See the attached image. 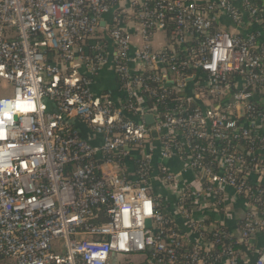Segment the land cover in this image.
Listing matches in <instances>:
<instances>
[{"label":"built area","instance_id":"built-area-1","mask_svg":"<svg viewBox=\"0 0 264 264\" xmlns=\"http://www.w3.org/2000/svg\"><path fill=\"white\" fill-rule=\"evenodd\" d=\"M258 12L253 0H0V83L12 87L0 97V264H264ZM106 67L120 98L95 91Z\"/></svg>","mask_w":264,"mask_h":264},{"label":"crops","instance_id":"crops-1","mask_svg":"<svg viewBox=\"0 0 264 264\" xmlns=\"http://www.w3.org/2000/svg\"><path fill=\"white\" fill-rule=\"evenodd\" d=\"M110 20H111V14L110 13L104 16L105 23L110 22ZM134 27H135V29H137L138 25L137 26L135 25ZM257 28H254V29L259 31L260 41L264 44V29L261 27H257ZM133 41H136V43L140 44V39L138 37V34H135ZM151 45H152L153 50H155V51H158V50L162 49L165 45H167V39H166L165 33L161 32V31H155L153 38L151 40ZM112 73L113 72H111L110 69L107 67L100 71V74L97 77L96 83L94 85L95 91L96 92L110 91L114 97L120 98V95L116 89V81H115V78L112 75ZM193 73H203V72L197 70ZM75 123L81 127H84L83 124L80 123L79 121H75ZM155 154H156V156L158 155V147H157V151L155 152ZM165 162L168 163L167 166H168V168L170 167V169L172 171H178L181 167V163L175 159L169 160V161L165 160ZM155 190L159 194L160 198L163 200L166 199L168 201H172L174 198V196H173L174 193L166 187H164V188L157 187V188H155ZM242 207H243V203L241 200L239 202L238 201L235 202L234 208L240 209ZM217 218H220V217L217 216ZM228 223H229L231 229H232V227L236 226V222L234 220H232V221L229 220ZM256 242L259 245L264 243V232L262 234H260V236L258 237ZM250 259H251L250 263H253L255 258L250 256Z\"/></svg>","mask_w":264,"mask_h":264},{"label":"trees","instance_id":"trees-1","mask_svg":"<svg viewBox=\"0 0 264 264\" xmlns=\"http://www.w3.org/2000/svg\"><path fill=\"white\" fill-rule=\"evenodd\" d=\"M253 3H255V5H257V6L260 8V12H258V14H259V15L262 17V19H263V22H262V24H261V26H260L261 28H263V27H264V0H253ZM174 28H175V24H174L172 21H169L168 26H167V29H166V34L169 36V35H170V32L173 31ZM191 72H192V70H187V71H186V73H191ZM148 81H149V80H148ZM150 85H151V86H154V87L157 86V84L154 83V82H150ZM182 97H185V92L179 91V92H176V93L172 94L170 100L173 99V98H182ZM152 102H153V99L150 97V98H149V104H152ZM255 103H256V105H257L260 109L264 110V94L260 95V100H259V101L256 100ZM187 105H188L190 108H193V107H195L197 104H196L195 102H191V101H190V102H187ZM72 124H73L72 126H73L75 129L79 130V132L81 133V135H82L83 137L89 135V133L87 132V130H86L84 127L79 126V125L76 124L75 122H73ZM163 213L166 214V215H168V216L171 215V212H169V211H167V210H165V209H163Z\"/></svg>","mask_w":264,"mask_h":264},{"label":"rangeland","instance_id":"rangeland-1","mask_svg":"<svg viewBox=\"0 0 264 264\" xmlns=\"http://www.w3.org/2000/svg\"><path fill=\"white\" fill-rule=\"evenodd\" d=\"M134 44L140 45L136 43V41H134ZM0 84V97H10L12 95V87H10L7 82H2Z\"/></svg>","mask_w":264,"mask_h":264},{"label":"water","instance_id":"water-1","mask_svg":"<svg viewBox=\"0 0 264 264\" xmlns=\"http://www.w3.org/2000/svg\"><path fill=\"white\" fill-rule=\"evenodd\" d=\"M152 120H153L152 115L148 114V115L145 116V121H146L147 123H151Z\"/></svg>","mask_w":264,"mask_h":264}]
</instances>
